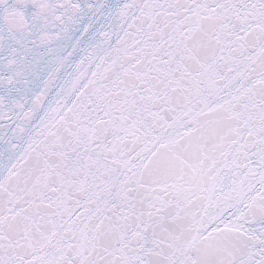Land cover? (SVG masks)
I'll list each match as a JSON object with an SVG mask.
<instances>
[{"label":"snow or ice","instance_id":"obj_1","mask_svg":"<svg viewBox=\"0 0 264 264\" xmlns=\"http://www.w3.org/2000/svg\"><path fill=\"white\" fill-rule=\"evenodd\" d=\"M0 264H264V0H0Z\"/></svg>","mask_w":264,"mask_h":264}]
</instances>
